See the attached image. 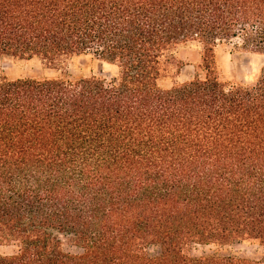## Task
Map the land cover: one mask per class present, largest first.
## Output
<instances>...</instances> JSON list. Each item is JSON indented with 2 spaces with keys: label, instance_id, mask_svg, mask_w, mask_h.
I'll use <instances>...</instances> for the list:
<instances>
[{
  "label": "trees",
  "instance_id": "16d2710c",
  "mask_svg": "<svg viewBox=\"0 0 264 264\" xmlns=\"http://www.w3.org/2000/svg\"><path fill=\"white\" fill-rule=\"evenodd\" d=\"M188 42L195 75L165 86ZM229 42L264 54V0H0V56L112 75L0 77V264H264L189 251L264 249V67L223 81Z\"/></svg>",
  "mask_w": 264,
  "mask_h": 264
},
{
  "label": "rangeland",
  "instance_id": "374dc122",
  "mask_svg": "<svg viewBox=\"0 0 264 264\" xmlns=\"http://www.w3.org/2000/svg\"><path fill=\"white\" fill-rule=\"evenodd\" d=\"M234 43H225L216 49V64L220 78L229 82L252 83L264 67V54L236 48ZM201 52V46L196 42L180 45L176 53L183 63L181 72L173 76L174 71H171L170 77L165 78L163 84L169 86L175 81L183 82L191 79L195 75L196 65L201 61ZM92 74L106 76L108 80L112 78L102 62L83 55L69 58L59 65L49 64L38 58L18 59L0 56V77L78 79ZM59 236L61 247L65 252H82V248L76 245L72 235L59 233ZM15 249L13 246H0V252L10 253ZM147 250L151 256H156L160 253V245H150ZM189 251L194 256L232 255L259 259L264 255L261 246L241 241L227 244H194Z\"/></svg>",
  "mask_w": 264,
  "mask_h": 264
}]
</instances>
